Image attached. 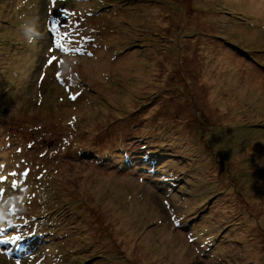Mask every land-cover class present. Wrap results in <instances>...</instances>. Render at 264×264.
<instances>
[{
  "label": "rangeland",
  "instance_id": "1",
  "mask_svg": "<svg viewBox=\"0 0 264 264\" xmlns=\"http://www.w3.org/2000/svg\"><path fill=\"white\" fill-rule=\"evenodd\" d=\"M125 135L152 175L79 153ZM32 156L73 238L42 237ZM50 258L264 264V0H0V264Z\"/></svg>",
  "mask_w": 264,
  "mask_h": 264
},
{
  "label": "trees",
  "instance_id": "2",
  "mask_svg": "<svg viewBox=\"0 0 264 264\" xmlns=\"http://www.w3.org/2000/svg\"><path fill=\"white\" fill-rule=\"evenodd\" d=\"M119 122H121V120H119ZM123 124L124 122L121 124L122 127H123ZM101 126H102V123H101ZM121 131H116V132L121 133ZM116 135L117 134L113 135V137ZM107 139H110V138H106L107 144H105V147H108V150L105 151L106 153L102 154L101 150H94V148H84L79 153L85 154L87 156H94L95 161H98L101 164L107 162V158L113 157L114 159H119V161H115L114 159H112L114 163L116 162L115 166L117 170L128 168L130 166H137L140 169H142L143 172L146 171V172H149V175H152L151 171L147 170L146 168H149L150 166L152 167V170H153V167L157 165V163L155 162V159L160 154L158 150L156 151L153 149H147L146 145H143L144 143L140 142L141 139H138L137 141L135 140V145L137 146V148H130L127 145L129 141L134 140V139L132 138L130 139L128 137L126 138V135L123 137H118V139L115 141L108 140L109 141L108 142ZM136 154L139 155V158L136 157ZM37 164H40L38 166L40 170L39 173L34 172V166ZM45 168L46 166L44 165L43 162L35 163V161H33V156L31 157L30 165L28 167V170L25 176V187H23L24 192L29 196V201L31 202V204H28V205L32 207L33 209L36 208L37 210H39L38 215L42 223L46 224V226L51 227L50 229H46V230L45 228L44 229L42 228L43 238L48 235V232L55 234L54 239H57L60 237L67 238L68 236L73 238V235H76L77 233V229H75L74 233L72 231L71 233H69V231L73 229L72 226H71V229L67 230V232H65L64 235L63 233H58V231L63 229L61 226L62 225V220H61L62 210L60 209V206H63V205H61V201L59 199L60 196H57L59 194L51 193L49 188H45L47 187L46 184L42 182L46 176L44 173L46 171ZM49 202H52V203L48 207L47 204ZM42 209H44L43 213L41 211ZM47 241H49V239H47ZM51 249L52 248L48 247V251H50ZM40 258L42 260L45 259V261L47 259L46 255H42ZM60 260L61 258L59 259V261ZM45 261L43 262L44 264H45ZM50 261H51V258H50ZM50 264H55V262L51 261Z\"/></svg>",
  "mask_w": 264,
  "mask_h": 264
},
{
  "label": "clouds",
  "instance_id": "3",
  "mask_svg": "<svg viewBox=\"0 0 264 264\" xmlns=\"http://www.w3.org/2000/svg\"><path fill=\"white\" fill-rule=\"evenodd\" d=\"M21 32L29 43H34L40 36L39 26L36 20H26L21 25Z\"/></svg>",
  "mask_w": 264,
  "mask_h": 264
},
{
  "label": "snow or ice",
  "instance_id": "4",
  "mask_svg": "<svg viewBox=\"0 0 264 264\" xmlns=\"http://www.w3.org/2000/svg\"><path fill=\"white\" fill-rule=\"evenodd\" d=\"M52 3H53V5H55L56 0H52ZM57 26H58V21H54L53 22L52 30L55 31L56 28H57ZM56 47L57 48H60V49H64L65 51H67V49L64 48V45L62 43H60L59 41L56 42ZM55 60H56V57L53 56L51 59L48 60V63L49 64H52ZM70 98L73 99V100H75L76 99V96L75 95H72Z\"/></svg>",
  "mask_w": 264,
  "mask_h": 264
}]
</instances>
